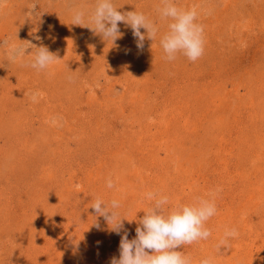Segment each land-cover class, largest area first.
<instances>
[{
  "label": "rangeland",
  "instance_id": "374dc122",
  "mask_svg": "<svg viewBox=\"0 0 264 264\" xmlns=\"http://www.w3.org/2000/svg\"><path fill=\"white\" fill-rule=\"evenodd\" d=\"M173 2L197 7L196 62L165 58L161 0H113L157 25L154 40L141 29L142 49L124 22L113 44L72 24L74 9L87 23L96 0L0 6V44L29 48L12 61L0 47V264H110L124 232L135 238L146 192L188 204L217 188L212 235L178 250L193 264H264V0ZM29 43L58 60L32 68ZM96 198L120 202L119 235ZM232 228L238 237L217 251Z\"/></svg>",
  "mask_w": 264,
  "mask_h": 264
},
{
  "label": "clouds",
  "instance_id": "9594fccd",
  "mask_svg": "<svg viewBox=\"0 0 264 264\" xmlns=\"http://www.w3.org/2000/svg\"><path fill=\"white\" fill-rule=\"evenodd\" d=\"M3 3L4 0H0V6ZM161 5L157 9L160 19L169 21L167 31L159 41L166 54L165 58L174 61L177 54H182L189 61L196 62L203 56L205 50L204 27L197 23L199 16L197 7L183 9L173 0H161ZM34 10L35 5H33ZM85 15L84 10L74 9L72 24L89 27L105 41L110 40L112 44L122 35L118 26L120 22L131 28L134 38H137L138 49L143 48L145 39L141 29L146 30L147 37L151 40L156 38L159 31L157 25L142 12L134 10L122 14L113 0H96L94 8L87 16V23ZM0 47L7 48L9 59L12 61L22 59L26 56V49H29L9 45L7 40L2 41ZM34 48L32 68L46 70L58 60L47 47L34 46ZM31 99L34 103L37 102V94H33ZM51 122L54 125L58 123L55 119ZM106 185L109 189L115 187L111 177L107 179ZM220 191L221 189L217 188L208 193V198L196 197L188 204L172 203L168 195L159 191L146 192L144 196L150 203L138 221L136 236L129 240L127 231L124 232L119 245V258L113 257L110 264H193L192 258L178 249L184 245L207 240L212 235L205 224L217 213L215 200ZM120 207L121 204L116 199H112L109 205L96 198L91 204L96 216H102L111 230L118 235L124 228L125 220L117 211ZM94 225L99 229V224L94 223ZM238 235L235 228L226 229L216 244L217 251H220L222 246L230 248L229 240L237 238ZM199 264H214V261L212 257H206L201 259Z\"/></svg>",
  "mask_w": 264,
  "mask_h": 264
}]
</instances>
